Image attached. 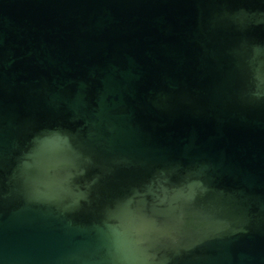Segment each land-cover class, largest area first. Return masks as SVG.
<instances>
[{"label":"water","instance_id":"1","mask_svg":"<svg viewBox=\"0 0 264 264\" xmlns=\"http://www.w3.org/2000/svg\"><path fill=\"white\" fill-rule=\"evenodd\" d=\"M0 264H264V0H0Z\"/></svg>","mask_w":264,"mask_h":264}]
</instances>
